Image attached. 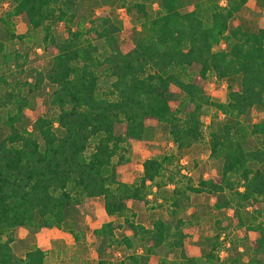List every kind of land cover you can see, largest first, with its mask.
Listing matches in <instances>:
<instances>
[{"label":"trees","instance_id":"trees-1","mask_svg":"<svg viewBox=\"0 0 264 264\" xmlns=\"http://www.w3.org/2000/svg\"><path fill=\"white\" fill-rule=\"evenodd\" d=\"M7 1L0 16V124L6 130L0 137V264H46L39 247L21 257L14 253V229L65 228L77 238L72 218L90 197H102L105 213L123 218L132 231L116 238L113 223H103L94 230L102 240L98 251L141 249L113 264H149L153 257L156 264H242L244 257L246 264H264L258 258L264 253V206L256 205L264 199V27L229 26L246 0H132L127 8L142 22L126 51L119 41L122 21L108 13L93 14L86 29H72L77 0ZM153 2L158 9L151 14L147 3ZM23 13L55 53L44 71L20 77L25 56L12 42L23 36L14 32L12 17ZM59 22L65 38L52 31ZM208 75L229 82L239 76V85L229 83L224 100L212 101L201 85ZM39 91L50 112L29 124L24 110ZM208 108L215 110L207 143L217 174L194 181L181 174L176 154L164 153L144 159L133 182L117 178L116 164L125 161L127 145L142 139L147 119L166 127L180 153L203 138ZM178 174L184 186L175 181ZM168 183H175L173 220L158 217L150 227L136 222L129 202L146 205L153 189L164 192ZM187 193L214 197L215 209H230L238 227L259 235L242 243L240 252V243L230 240L228 256L219 258L223 228L217 221L209 248L186 254L187 222L178 215L179 197ZM171 251H179L177 261L168 259Z\"/></svg>","mask_w":264,"mask_h":264},{"label":"rangeland","instance_id":"rangeland-1","mask_svg":"<svg viewBox=\"0 0 264 264\" xmlns=\"http://www.w3.org/2000/svg\"><path fill=\"white\" fill-rule=\"evenodd\" d=\"M132 0H116L111 3L106 0H77L76 16L70 24L72 29H86L89 26L90 18L93 14L108 13L111 17H116L122 21V29L119 33L121 48L126 51L133 44V38L140 31L142 17L133 8L128 10L127 4ZM221 5L226 4V0H220ZM151 4L150 13L154 14L158 9L156 2ZM9 1L0 3V16H3L8 10ZM192 6H188L191 9ZM187 9V8H186ZM14 23V32L22 35V38L15 39L13 48L20 51L25 56L24 72L22 76L34 75L37 71H44L48 65V60L55 49H51L44 42V34L41 29L31 30L26 15L19 14L12 17ZM240 25L243 28L257 29L264 27V0H246L245 4L230 20L229 26L232 28ZM3 24L0 22V37L3 32ZM52 31L56 36L65 38L67 36L65 26L62 22L53 25ZM225 45L222 44V47ZM199 66L193 65L192 71H198ZM231 83L233 88L239 85V76H235L231 82L226 79L219 80L213 75H208L202 79L201 85L204 92L212 101H222ZM177 101L173 102V106ZM26 122H33L38 116L50 112L46 104V93L39 91L30 98V106L25 110ZM214 108H208L203 115V138L192 145L187 150L177 152L172 143L166 127L154 119L145 121V131L142 139L132 141L124 150L125 161L116 164L117 178L120 181L133 182L141 176L142 162L144 159L164 153L176 154L178 157V166L181 167V174L190 176L196 180L199 175L211 177L217 174V162L209 156V146L207 143L210 131V122L214 117ZM223 119L219 115L217 120ZM255 121L256 118L254 117ZM122 123H117L116 133L122 131ZM6 130L0 124V137L5 135ZM117 161V156L114 157ZM176 180L180 181V186H184L185 178L176 175ZM175 183H168L164 187V192H153L148 196V202L143 205L138 202L130 201L129 205L134 211V220L143 226L150 227L152 221L158 217L165 220H173L171 214V194ZM164 197H163V196ZM166 198L167 200L163 199ZM180 211L178 217L186 220L184 227L186 237L184 239L183 250L188 255H200L209 248V238L218 231V226L223 228L221 233V246L217 250L219 258L228 256V245L230 240H236L240 243L238 252L243 248L245 242L256 238L259 234L255 231H245L237 226L232 211L226 209L219 211L213 206L214 197L209 195L187 193L179 197ZM258 208L264 206V199L256 204ZM251 210V208H249ZM73 221L76 225L74 230L77 238L65 228L50 229H28L23 226H17L14 231V241L12 248L17 256H24L25 252L31 248L39 247L45 250L47 254L46 264H104L99 261L101 258L106 264H113L118 258H123L126 254L132 252L140 253L141 249H127L123 245L111 247L104 250L101 254L98 249L101 244V237L94 230L99 228L105 222H112L116 238L121 236H131L132 231L124 224L123 218L115 215H107L103 208L102 197L86 198L78 212L73 215ZM264 221L263 215L259 218ZM234 254V252H230ZM179 251H171L168 259L177 261ZM258 258L264 259V253L258 255ZM242 260H245L244 257ZM157 258L150 259L149 264H156ZM242 261V264H246Z\"/></svg>","mask_w":264,"mask_h":264},{"label":"crops","instance_id":"crops-1","mask_svg":"<svg viewBox=\"0 0 264 264\" xmlns=\"http://www.w3.org/2000/svg\"><path fill=\"white\" fill-rule=\"evenodd\" d=\"M141 168H142V166H141Z\"/></svg>","mask_w":264,"mask_h":264}]
</instances>
